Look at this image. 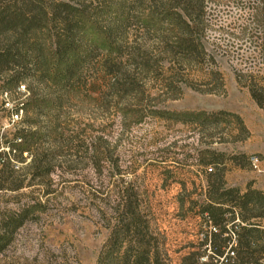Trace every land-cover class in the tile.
Masks as SVG:
<instances>
[{
	"label": "rangeland",
	"instance_id": "374dc122",
	"mask_svg": "<svg viewBox=\"0 0 264 264\" xmlns=\"http://www.w3.org/2000/svg\"><path fill=\"white\" fill-rule=\"evenodd\" d=\"M70 1L85 7L94 24L67 31L60 9L49 27L61 61L68 57L63 41L69 34L72 39L77 63L68 78L50 80L41 64L17 69L26 89L9 88L8 101L23 102L26 90L34 96L26 119L17 123L9 121L0 87V160L12 135L27 128L40 139L34 152L55 156L48 177L31 182L33 194L0 193L1 212L19 201L30 205L38 190L53 192L42 198L44 210L29 216L0 251V264H96L112 230L120 237L116 264H178L190 244L198 248L208 233L200 216L206 174L220 171L227 187L264 177L247 161L258 155L264 168V112L245 87L262 84L261 43L242 31L252 15L246 6L256 0H206L203 42L214 65L187 69L150 50L155 36L138 22L144 0ZM101 32L111 36V47ZM211 70L222 82L209 80ZM220 112L238 116L245 132ZM198 113L213 118L190 117ZM205 150L221 154L216 162L223 165L212 164ZM238 155L245 157L241 172L228 162Z\"/></svg>",
	"mask_w": 264,
	"mask_h": 264
},
{
	"label": "trees",
	"instance_id": "16d2710c",
	"mask_svg": "<svg viewBox=\"0 0 264 264\" xmlns=\"http://www.w3.org/2000/svg\"><path fill=\"white\" fill-rule=\"evenodd\" d=\"M144 3L146 6L140 13L138 22L146 30L147 35L155 36V39L150 40L153 41V45H150L151 51H157L160 57L168 58L169 63L173 65L176 63L182 69L199 64L214 65L203 42L208 27V22L204 18L207 9L206 0H144ZM246 7L251 10L252 15L242 31L245 35L252 34L251 37L260 40V58L264 65V0L248 3ZM60 9L66 14L62 23L67 31L73 25L94 24L91 18L86 16L85 7L70 0H0V81L2 83L0 87L4 94L9 93V88L26 89L17 69L23 70L31 63L43 65L47 69V74L53 78L50 80L56 79L58 75L61 80L66 79L72 72L77 61L70 34L63 41L65 51L63 55H68L65 61H61L59 56L62 52L60 47L59 52L56 47L52 50L53 44L49 36V27L56 20L55 17ZM251 24H254L253 28ZM101 33L105 35L108 48L111 47V36ZM146 41L150 42L149 38H146ZM175 57L176 62H174ZM174 75H177L176 71ZM208 76L209 80L211 78L215 82H222L218 72L211 70ZM241 78L237 75L238 81ZM217 86L223 88L221 83ZM245 87L257 107L264 112V77L261 85L249 82ZM212 92L208 90L204 93ZM26 94L28 98L26 97L22 102L25 119L28 115L27 105L34 99L29 90H26ZM220 115L234 118L239 129L245 132L238 116L226 112H220ZM192 116L213 118V115L205 113L190 117ZM46 135V132H43L41 140H46ZM38 140L40 139L37 133L31 128L12 135L11 143L6 147L8 152L1 155L0 193H21L17 198H25L26 194L21 191L27 189L31 190L29 194H33L34 185L31 182L36 177L41 179L48 177L47 166L51 165L55 156L48 154L44 149L41 151L36 148L34 152L33 146ZM25 153L29 162L19 168L18 164L25 162L23 158ZM204 153L211 158L212 164L223 165L221 162H216V158L222 157L221 154L210 150H205ZM244 159V155L229 156L228 162L234 167L241 168V160ZM12 161L15 162V166ZM28 176L30 179L26 182ZM206 186V204L201 208L200 216L206 219L208 233L198 243V248L195 249L194 245L190 244V250L181 256L178 264H201L202 256H206V262L203 264H212V262L259 264V261L264 259V230L259 224L251 223L250 219L264 217V193L251 190L249 185L247 191L240 194L238 188L226 186L218 170L217 173L206 174ZM38 191L40 195L32 199L30 205L19 201L17 208L4 209L0 212V251L9 245L12 236L29 216L44 210L45 202L42 198L46 201L53 192L48 189ZM210 226L215 228L214 232L209 230ZM230 233L234 235L232 245ZM119 243V235L112 230L96 264H116L114 254ZM202 246L205 247L204 250Z\"/></svg>",
	"mask_w": 264,
	"mask_h": 264
},
{
	"label": "built area",
	"instance_id": "2783aa9c",
	"mask_svg": "<svg viewBox=\"0 0 264 264\" xmlns=\"http://www.w3.org/2000/svg\"><path fill=\"white\" fill-rule=\"evenodd\" d=\"M23 89V87H21ZM23 104L22 101L18 103H10L7 99V94H4V100H3V108L6 110L10 111V116H9V121L11 123H17L18 121L21 120L22 115H23V110H22ZM248 163L251 169L257 173H264V168L262 167V160L258 155H250L248 157ZM207 171H211V169H208ZM209 230L214 232L215 228L209 227ZM232 237V244H234V235L230 233ZM230 245V247H231Z\"/></svg>",
	"mask_w": 264,
	"mask_h": 264
},
{
	"label": "crops",
	"instance_id": "0c3cea01",
	"mask_svg": "<svg viewBox=\"0 0 264 264\" xmlns=\"http://www.w3.org/2000/svg\"><path fill=\"white\" fill-rule=\"evenodd\" d=\"M234 168L238 169V172H241L238 167H234ZM249 185H250L249 188L251 190L264 193V177L261 176L259 177L253 175V177H249L245 182L238 184L232 183V181L228 182V186L238 188L240 194H244L247 191ZM250 222L259 224L261 226V229L264 230V217L261 219L252 218L250 219ZM259 264H264V259L260 260Z\"/></svg>",
	"mask_w": 264,
	"mask_h": 264
}]
</instances>
